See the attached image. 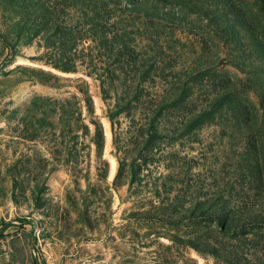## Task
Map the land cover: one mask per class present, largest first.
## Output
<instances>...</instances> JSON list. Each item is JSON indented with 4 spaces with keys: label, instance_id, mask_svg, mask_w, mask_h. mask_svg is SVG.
Returning <instances> with one entry per match:
<instances>
[{
    "label": "rangeland",
    "instance_id": "374dc122",
    "mask_svg": "<svg viewBox=\"0 0 264 264\" xmlns=\"http://www.w3.org/2000/svg\"><path fill=\"white\" fill-rule=\"evenodd\" d=\"M0 264H264V0H0Z\"/></svg>",
    "mask_w": 264,
    "mask_h": 264
},
{
    "label": "trees",
    "instance_id": "16d2710c",
    "mask_svg": "<svg viewBox=\"0 0 264 264\" xmlns=\"http://www.w3.org/2000/svg\"><path fill=\"white\" fill-rule=\"evenodd\" d=\"M117 36H119V35L116 34L112 38V43L113 44L117 43L116 40H115L117 38ZM125 50H126V48H125ZM122 54L123 53H121V49H119V51L115 55L117 59L114 62L116 64L121 65L120 59L122 57ZM112 58H114V56H112ZM64 68H65V66H64ZM121 69H122V67H119L118 69H116L114 71V73L111 72V74L114 76L115 75V72H119V71L122 72ZM66 70H68V69H66ZM140 71L141 70L138 69L137 70V74H142V75L145 76V74L144 73H140ZM201 75H204V72H200L197 75V77H200ZM121 85L125 87V92L126 93H129V88L130 87L127 86V83L126 84L121 83ZM182 90L183 91H181V94L174 101V105H176V106L179 105V104H182V103L186 102V100H188L191 97L192 93L195 92L193 87H190L188 89L185 88V89H182ZM188 90H189V92L187 93L186 91H188ZM217 95L220 96V99L218 97L217 98H213V99L210 98L209 102H208V100H206L205 104H199V101L198 100L192 99L191 105L193 107V112H196L194 114V124H193V127L196 124H201L203 122H206V120H208V121L214 120L218 116V114L223 115V117L224 116L227 117V118L228 117H232V119H234L236 117V114H237L236 112L241 113V107H240V104L239 103L226 106L223 103V101L225 100L226 96H223V93H221V92H219ZM171 107H173V105ZM171 107L168 106V105H166V101H165L162 105H159V107L156 108V111L155 112H152V113H154V115H153L152 120L150 122L151 125H150L149 129L147 130V132H148L147 134L149 136H152L153 133H156L158 131V127L159 126L157 124H158L159 118L164 114V112H167L169 109H171ZM185 107H187V105ZM122 111H123V109H122L121 105H118L116 107L115 113L122 112ZM191 122H193V121L191 120V121H189L186 124V127H185L186 129L187 128H190ZM238 128H239V130H243L240 127H238ZM98 137L100 138L99 135H98ZM97 142H98L97 144L99 146L100 145V142L99 141H97ZM251 212L252 211H248L249 214ZM216 215L221 216V210L220 211H217L216 212ZM248 216H252V215H248ZM219 218H221V217H219ZM246 220H254V218L249 217ZM232 221H233V223L236 222L232 217H229V218L226 219L224 225H226V226L227 225L228 226H232L231 225V222ZM246 224H249V223H246Z\"/></svg>",
    "mask_w": 264,
    "mask_h": 264
}]
</instances>
